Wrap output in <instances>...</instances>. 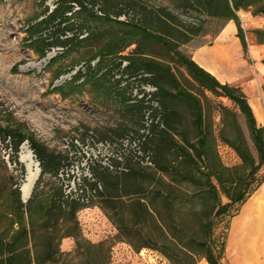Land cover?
<instances>
[{
	"label": "rangeland",
	"instance_id": "374dc122",
	"mask_svg": "<svg viewBox=\"0 0 264 264\" xmlns=\"http://www.w3.org/2000/svg\"><path fill=\"white\" fill-rule=\"evenodd\" d=\"M58 1L0 0V125L34 133L55 152H69L58 177L49 181L50 177L45 176L42 185L49 189L56 187L52 182H59L65 194L84 195L87 186L84 179L94 181L92 171L111 168L118 173L142 170L153 173L156 164L163 166L166 160L173 159L175 152L169 149L182 144L184 135L195 139V122L190 108L170 96L172 110L167 115L158 88L153 85L156 81L142 70L137 74L129 70L130 63L141 51L169 65L183 87L201 98L204 125L213 133L212 153H216L223 166L232 168L240 165L241 160L229 144L237 140L234 121L230 115L222 117V107L234 113L242 137L256 154L246 119L229 100L204 91L161 45L143 42L144 46L140 47V41L130 39L133 30L147 27L191 57L195 48L212 41L227 23L237 29L233 20L223 16L222 9L214 10L220 0H76L72 3L73 12L79 10V3L89 12L75 19L85 25L81 33H75L82 34L81 38L90 35L89 40L70 51L53 48L41 58L38 46L30 44L26 30L46 8L53 11ZM210 5L214 6L210 8ZM244 6L236 14L247 44L242 59L249 69H253L264 58V44L254 32L264 30V0H246ZM118 11L123 14L116 18ZM211 12H217L218 16L210 15ZM91 14L98 19H93ZM105 14L111 15L112 22L105 20ZM99 53L104 59L101 68L97 66L99 58L91 60ZM105 53L110 55L104 56ZM79 71L82 77L76 79ZM146 78L150 80L145 81ZM255 85V82H249V90L254 92ZM167 89L173 95L171 87ZM144 95L143 107L146 109L133 107ZM165 129L166 144L159 147V138L148 137L149 144L143 145L148 130L158 134ZM26 145L29 148L28 143ZM20 153L21 148L15 162L11 149L0 142V232L12 219L17 187L21 199L20 188L25 181L26 169L20 161ZM34 158L37 161L35 155ZM147 159L151 166L146 164ZM257 179L264 180V172ZM86 197L85 204L89 207L81 211L84 215L81 212L78 215L81 233L91 243L105 241L113 245L111 264H170L156 251L142 249L136 253L127 243L115 240L118 232L109 217L115 218L114 215L122 211L120 201H115L118 209L113 211L107 207L111 204H106L100 194L86 192ZM248 199L233 207L230 216L218 224L217 234L225 236L227 244L233 224L240 219ZM123 215L128 219L126 213ZM25 218L27 220L28 216ZM69 240L73 250L74 240ZM262 260L264 262V241ZM223 264L243 262L235 253H226Z\"/></svg>",
	"mask_w": 264,
	"mask_h": 264
},
{
	"label": "trees",
	"instance_id": "16d2710c",
	"mask_svg": "<svg viewBox=\"0 0 264 264\" xmlns=\"http://www.w3.org/2000/svg\"><path fill=\"white\" fill-rule=\"evenodd\" d=\"M245 1L220 0L214 7L217 12L222 9L223 16L236 23L237 37L244 55L247 52L245 32L236 14L245 7ZM76 2L59 0L53 11L46 8L42 15L29 23L26 30L28 40L30 44L38 46L41 58H45L53 48L70 51L89 40L90 35L81 38L82 34L75 33H81L85 26L75 19L89 12L81 3L77 6L79 10L73 12L72 3ZM217 12H211L210 15L218 16ZM122 14L123 11H118L115 17ZM91 17L98 19L92 14ZM104 18L112 22L110 14H105ZM254 32L264 44V30ZM189 34L194 35L193 32ZM130 39L140 41V47L145 42L161 45L204 91L229 100L246 119L256 154L251 152L242 137L234 113L222 107V117L230 115L234 121L237 140L229 144L241 160L238 166H223L216 153H212L213 133L204 125L201 98L183 87L169 65L141 51L130 63L129 70L136 74L142 70L156 81L153 85L158 88V96L162 99V108L167 115L172 110L170 96L190 108L195 122V139L184 135L182 144L169 149L175 152L173 159L164 161L163 166L156 164L153 173L144 170L118 173L111 168L92 171L94 181L85 178L87 186L84 195L75 196L72 193L65 194L59 182H52L56 187L49 189L47 185H42L45 176L50 177L49 181L58 177L69 152H55L38 140L34 133L0 125V142L11 149L13 160L17 162L21 146L28 143L41 169L40 178L27 204L20 199L19 187L15 190L12 219L7 228L0 232V264H111L113 245L105 241L91 243L81 233L78 215L89 207L85 204L86 192L100 194L106 204H111L107 207L113 211L118 209L115 201L121 202L122 211L116 213L115 218L109 217V220L118 232L115 240L127 243L134 252L153 250L170 264H199L202 260L207 264H223L227 239L218 236V224L230 216L233 207L242 205L264 183V180L257 179L264 172V127L257 126L241 88L219 83L161 34L140 27L131 32ZM97 58L100 59L97 66L101 68L103 55L99 53L91 60ZM261 63L264 64V60ZM81 77L79 71L75 78ZM168 87L174 91L173 95ZM145 97L133 107H143ZM167 128L169 130V126ZM166 132V129L158 134L155 130H148L143 145L149 144L148 137H152V140L159 138L161 142L158 146H163L167 142ZM21 171L24 175L23 168ZM124 213L128 219H125ZM65 239L74 240L75 246L70 252L61 249Z\"/></svg>",
	"mask_w": 264,
	"mask_h": 264
},
{
	"label": "crops",
	"instance_id": "0c3cea01",
	"mask_svg": "<svg viewBox=\"0 0 264 264\" xmlns=\"http://www.w3.org/2000/svg\"><path fill=\"white\" fill-rule=\"evenodd\" d=\"M243 48L237 37V29L232 23H227L212 41L199 45L191 53L192 60L203 70L212 75L222 85H231L241 88L248 99L258 127H264V64L261 60L258 67L249 69L244 63L242 56ZM249 82H255V91L249 90ZM83 215L84 213L81 212ZM260 218L262 228V248L264 241V183L248 199L241 210L238 219L232 228V236L226 247V253H239L237 259L243 264L239 256L242 247L236 239V227L243 225L247 231L255 218ZM62 249L65 252L72 250V242L65 239L62 242ZM262 260V252H261ZM262 260V264H263Z\"/></svg>",
	"mask_w": 264,
	"mask_h": 264
},
{
	"label": "bare ground",
	"instance_id": "6f19581e",
	"mask_svg": "<svg viewBox=\"0 0 264 264\" xmlns=\"http://www.w3.org/2000/svg\"><path fill=\"white\" fill-rule=\"evenodd\" d=\"M20 161L24 164L26 169L25 181L20 188L21 196H23L25 201H28L39 174V165L34 158L33 152L30 151L26 144L21 147ZM259 223L260 218L257 217L247 231L241 224H238L236 227V239L238 245L242 247V253L239 256L244 263L262 264V228ZM237 254L239 253H236V255ZM199 264H207V262L203 260Z\"/></svg>",
	"mask_w": 264,
	"mask_h": 264
},
{
	"label": "water",
	"instance_id": "95a60500",
	"mask_svg": "<svg viewBox=\"0 0 264 264\" xmlns=\"http://www.w3.org/2000/svg\"><path fill=\"white\" fill-rule=\"evenodd\" d=\"M26 144V143H25ZM24 145V144H23ZM22 145V146H23ZM21 146V147H22ZM39 163V162H38ZM38 165H40V164H38ZM40 173H41V169H39V174H38V177H37V179H36V182H37V180H38V178H39V176H40ZM36 182L34 183V186H35V184H36ZM34 186H33V189H34ZM20 192H21V190H20ZM32 192H33V190H32ZM31 196H32V193H31V195H30V198H31ZM30 198L28 199V201L30 200ZM21 201H22V203H24V204H26L28 201H25L24 200V198H23V196H21Z\"/></svg>",
	"mask_w": 264,
	"mask_h": 264
},
{
	"label": "built area",
	"instance_id": "2783aa9c",
	"mask_svg": "<svg viewBox=\"0 0 264 264\" xmlns=\"http://www.w3.org/2000/svg\"><path fill=\"white\" fill-rule=\"evenodd\" d=\"M262 21L264 22V17H262ZM148 161L146 162V164L148 165V166H151L152 164H151V162L149 161V159H147Z\"/></svg>",
	"mask_w": 264,
	"mask_h": 264
}]
</instances>
